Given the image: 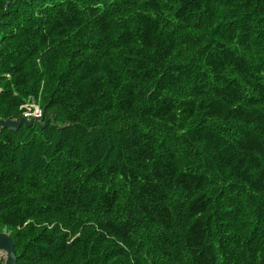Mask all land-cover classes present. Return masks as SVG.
<instances>
[{"label":"trees","instance_id":"trees-1","mask_svg":"<svg viewBox=\"0 0 264 264\" xmlns=\"http://www.w3.org/2000/svg\"><path fill=\"white\" fill-rule=\"evenodd\" d=\"M32 101L17 264H264V0H0V119Z\"/></svg>","mask_w":264,"mask_h":264},{"label":"water","instance_id":"water-1","mask_svg":"<svg viewBox=\"0 0 264 264\" xmlns=\"http://www.w3.org/2000/svg\"><path fill=\"white\" fill-rule=\"evenodd\" d=\"M49 117L46 118L43 116L41 118H32V119H9L2 120L0 119V130L3 128H8L10 130L16 131L22 125L31 126L33 123H37L39 127L43 128L48 124ZM0 252L6 253V262L5 264H17V256L14 249V244L11 236L7 232L0 233Z\"/></svg>","mask_w":264,"mask_h":264},{"label":"built area","instance_id":"built-area-1","mask_svg":"<svg viewBox=\"0 0 264 264\" xmlns=\"http://www.w3.org/2000/svg\"><path fill=\"white\" fill-rule=\"evenodd\" d=\"M33 111L34 113H24L21 118H25V119H32V118H41L43 117V110L41 109V106L39 104V102L35 103L34 101L29 102L28 104H26L23 107V112L24 111Z\"/></svg>","mask_w":264,"mask_h":264},{"label":"rangeland","instance_id":"rangeland-1","mask_svg":"<svg viewBox=\"0 0 264 264\" xmlns=\"http://www.w3.org/2000/svg\"><path fill=\"white\" fill-rule=\"evenodd\" d=\"M42 109V108H41ZM24 113H34V110L33 111H28V110H26V111H24L22 114H21V116L24 114ZM5 232H7V231H5ZM8 233V232H7ZM0 258H1V255H0Z\"/></svg>","mask_w":264,"mask_h":264},{"label":"bare ground","instance_id":"bare-ground-1","mask_svg":"<svg viewBox=\"0 0 264 264\" xmlns=\"http://www.w3.org/2000/svg\"><path fill=\"white\" fill-rule=\"evenodd\" d=\"M82 155V154H81Z\"/></svg>","mask_w":264,"mask_h":264}]
</instances>
